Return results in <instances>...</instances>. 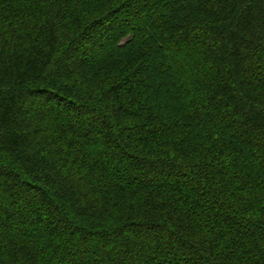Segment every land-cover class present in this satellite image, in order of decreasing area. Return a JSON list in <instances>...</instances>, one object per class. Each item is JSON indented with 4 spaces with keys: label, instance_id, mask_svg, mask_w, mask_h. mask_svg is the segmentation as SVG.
<instances>
[{
    "label": "trees",
    "instance_id": "1",
    "mask_svg": "<svg viewBox=\"0 0 264 264\" xmlns=\"http://www.w3.org/2000/svg\"><path fill=\"white\" fill-rule=\"evenodd\" d=\"M0 264H264V0H0Z\"/></svg>",
    "mask_w": 264,
    "mask_h": 264
}]
</instances>
